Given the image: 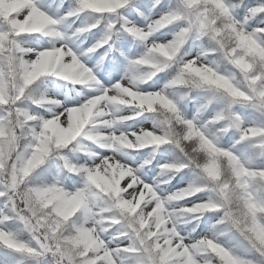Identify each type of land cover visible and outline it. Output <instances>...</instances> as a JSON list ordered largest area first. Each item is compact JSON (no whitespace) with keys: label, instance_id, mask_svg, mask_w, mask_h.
Returning <instances> with one entry per match:
<instances>
[{"label":"snow or ice","instance_id":"obj_1","mask_svg":"<svg viewBox=\"0 0 264 264\" xmlns=\"http://www.w3.org/2000/svg\"><path fill=\"white\" fill-rule=\"evenodd\" d=\"M0 264H264V0H0Z\"/></svg>","mask_w":264,"mask_h":264},{"label":"rangeland","instance_id":"obj_2","mask_svg":"<svg viewBox=\"0 0 264 264\" xmlns=\"http://www.w3.org/2000/svg\"><path fill=\"white\" fill-rule=\"evenodd\" d=\"M49 88H52V85H48ZM176 181H173V183H175Z\"/></svg>","mask_w":264,"mask_h":264}]
</instances>
